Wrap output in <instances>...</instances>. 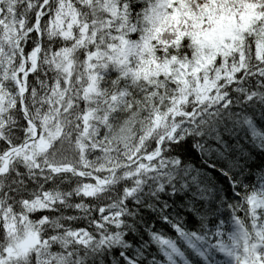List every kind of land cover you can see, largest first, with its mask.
I'll use <instances>...</instances> for the list:
<instances>
[{
    "label": "snow or ice",
    "instance_id": "6c2138e0",
    "mask_svg": "<svg viewBox=\"0 0 264 264\" xmlns=\"http://www.w3.org/2000/svg\"><path fill=\"white\" fill-rule=\"evenodd\" d=\"M0 264H264V0H0Z\"/></svg>",
    "mask_w": 264,
    "mask_h": 264
}]
</instances>
